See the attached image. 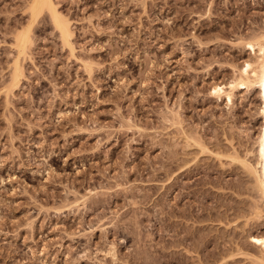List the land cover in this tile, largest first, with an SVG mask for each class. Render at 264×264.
Masks as SVG:
<instances>
[{
    "label": "rangeland",
    "instance_id": "374dc122",
    "mask_svg": "<svg viewBox=\"0 0 264 264\" xmlns=\"http://www.w3.org/2000/svg\"><path fill=\"white\" fill-rule=\"evenodd\" d=\"M31 1L0 0V264H264L263 103L213 93L264 0H54L70 44Z\"/></svg>",
    "mask_w": 264,
    "mask_h": 264
},
{
    "label": "bare ground",
    "instance_id": "6f19581e",
    "mask_svg": "<svg viewBox=\"0 0 264 264\" xmlns=\"http://www.w3.org/2000/svg\"><path fill=\"white\" fill-rule=\"evenodd\" d=\"M29 4L31 18L33 21L36 20L37 17H39V15L44 12V10L47 9L46 11L51 13L50 15L52 16L53 24L57 31H59L62 40L66 44L71 43V39L73 37L71 22L69 21V18L58 11L54 0H32ZM26 31L27 30L17 35V42L19 43L18 45L20 46L22 53L26 47H28L27 45L31 40L29 33ZM247 45H249L250 50H252L254 53L255 58L245 62L244 66L237 70L238 76L235 79L233 78L234 80H232L230 83L225 85H214L213 93L218 97H221L224 94L223 96L226 97V100H228L227 102L229 104H233L235 90H239L240 88L249 89L254 86L258 89L259 97L263 103L261 108V116L264 118V33L258 37L256 42H248ZM17 66L13 75L14 82H17L22 74L21 68ZM257 140V165L247 168L252 170V174L254 173V178H256L255 181H257L256 183L259 186L258 188L261 190L259 191L262 193V198L264 199V125L261 128ZM251 239L254 244L260 245L262 248L261 250H263L264 253V235H252Z\"/></svg>",
    "mask_w": 264,
    "mask_h": 264
}]
</instances>
